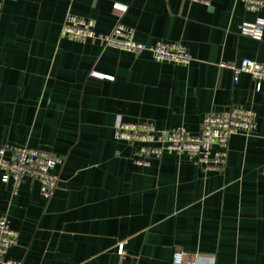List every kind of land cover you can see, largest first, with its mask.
I'll return each mask as SVG.
<instances>
[{
	"label": "crops",
	"instance_id": "obj_1",
	"mask_svg": "<svg viewBox=\"0 0 264 264\" xmlns=\"http://www.w3.org/2000/svg\"><path fill=\"white\" fill-rule=\"evenodd\" d=\"M67 14L93 19L101 33L121 17L137 41L181 42L193 60L157 62L149 51L64 38ZM254 18L240 0H2L0 144L62 159L48 200L29 178L16 193L0 180V215L18 232L7 257L22 264H171L182 250L199 253L197 264H264V82L255 90L248 73L234 82L220 66L264 62V31L260 40L237 32ZM232 105L253 109L257 127L230 138L219 172L171 150L136 165L135 146L114 136L119 120L196 134L206 113Z\"/></svg>",
	"mask_w": 264,
	"mask_h": 264
},
{
	"label": "built area",
	"instance_id": "obj_2",
	"mask_svg": "<svg viewBox=\"0 0 264 264\" xmlns=\"http://www.w3.org/2000/svg\"><path fill=\"white\" fill-rule=\"evenodd\" d=\"M210 6L211 0H193ZM243 7L254 13V20L244 21L238 26V34L260 40L264 31V0H240ZM2 0H0V10ZM112 8L120 13L125 12L126 5L113 3ZM60 35L67 39L84 41L96 39L103 47H113L131 53L149 51L157 62L167 61L187 65L193 56L181 42L156 41L152 44L139 42L134 37L133 27L124 24L121 17L113 24L110 31L101 33L95 30L91 18L67 14L60 27ZM228 67L233 74L234 82L241 72L248 73L255 90L264 82V62L243 58L238 65L220 63ZM91 75L105 76L96 71ZM257 127V116L253 109L232 105L219 112L206 113L196 134L186 131L183 126L163 130L149 120L126 122L119 120L114 127L117 140L134 145L133 163L148 166L151 161L159 159L164 150H171L177 155L191 159L203 171H221L225 164L229 140L234 134L248 135ZM62 163L61 157L50 150L32 148L26 145H15L9 142L0 144V180L10 184L11 192L16 193L24 178L36 181L39 194L48 200L58 186V175L54 168ZM18 244V232L9 225L8 217L0 215V264H22L21 260L7 257L10 248ZM123 243H119L118 252L123 253ZM200 256L197 252L175 250L171 264H197Z\"/></svg>",
	"mask_w": 264,
	"mask_h": 264
}]
</instances>
